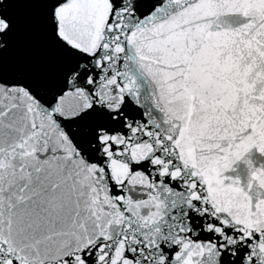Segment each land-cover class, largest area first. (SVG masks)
<instances>
[{
    "label": "water",
    "instance_id": "obj_1",
    "mask_svg": "<svg viewBox=\"0 0 264 264\" xmlns=\"http://www.w3.org/2000/svg\"><path fill=\"white\" fill-rule=\"evenodd\" d=\"M123 3L113 16L111 0H69L56 12L60 35L110 53L114 71L124 59L106 83L123 74L121 92L146 93L151 127L102 137V157L78 152L51 113H37L35 131L28 115L0 136V264H131L125 247L138 237L180 245L187 255L175 259L194 264L213 251L178 234L194 201L245 236L264 230V0ZM167 176L184 189L164 185Z\"/></svg>",
    "mask_w": 264,
    "mask_h": 264
},
{
    "label": "snow or ice",
    "instance_id": "obj_2",
    "mask_svg": "<svg viewBox=\"0 0 264 264\" xmlns=\"http://www.w3.org/2000/svg\"><path fill=\"white\" fill-rule=\"evenodd\" d=\"M68 2L0 0V136L11 133L13 125L23 123L28 115L32 116L35 131L40 128L37 113L44 116L51 113L78 152L86 157H102L105 147L102 137L118 136L128 140L133 129L151 127L148 123L151 112L146 93L135 85H129L125 92L120 91L128 84L123 74L116 76L114 84L106 83L116 72H121L123 58L118 60L114 71L108 67L110 62L103 60V56L110 53L98 49L90 55L72 48L62 38L56 12ZM111 2L115 16L124 3L123 0ZM162 3L163 0H157L153 8ZM129 6L136 12L135 4ZM6 48L14 51L13 58L3 55ZM106 93H110V100L104 99ZM58 108L73 114L61 115L55 111ZM85 132L86 135L82 134ZM109 143L113 151L122 147ZM151 175L157 182L161 181L155 169ZM162 183L177 192L184 189L183 180H173L170 176L164 177ZM204 195L200 192L201 200ZM193 207L196 211L183 210L187 213L184 218L187 224H179L178 234L192 244L211 245L213 249L201 255L198 262L193 257L194 264H264V256L257 247L264 243V230L245 236L239 226L222 225L223 217H213L208 204L203 206L207 211L200 210L199 201H194ZM180 228L185 231L179 232ZM161 231V240H164L171 229L162 227ZM137 239V244L129 243L125 247L123 259L131 264H159L161 257L164 264H180L187 255V251L181 252L180 245ZM177 253H180V261L175 259Z\"/></svg>",
    "mask_w": 264,
    "mask_h": 264
}]
</instances>
